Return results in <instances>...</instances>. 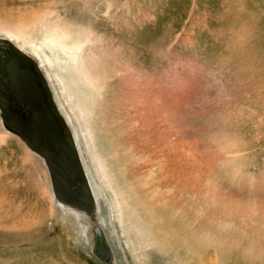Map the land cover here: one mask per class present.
Segmentation results:
<instances>
[{
  "label": "bare ground",
  "instance_id": "bare-ground-1",
  "mask_svg": "<svg viewBox=\"0 0 264 264\" xmlns=\"http://www.w3.org/2000/svg\"><path fill=\"white\" fill-rule=\"evenodd\" d=\"M234 1L235 12L256 25L249 50L264 53V0ZM226 2L230 0L207 1L214 13ZM198 3L199 12L209 10ZM176 11L186 10L179 6ZM184 20L180 16L173 24L181 25ZM222 21L216 18V22ZM93 41L89 36L73 40L65 30L53 32L47 40L54 55L67 64L77 63L79 50ZM191 61L171 63V69L159 78L136 68H119L117 85L124 98L116 111L121 143L114 154L102 148L91 114L88 109L83 111L101 188L98 191L91 184L86 168L95 215L59 204L84 213L73 215L85 224L95 221L113 250L116 244L124 249V243L139 264H146L147 252L157 245L161 254L151 256V264H264V111L254 110L264 109V78L258 84L249 83L244 72L226 61L212 68L205 61ZM2 129L0 263H6V251L16 243L6 236L13 231L6 228L10 189L17 197L25 192L19 188L23 158L14 146L10 164L14 169L6 165V146L14 138L5 126ZM112 159L122 162L119 169L128 191L119 182ZM86 243L91 244L88 237ZM94 243L93 232V252ZM113 260L118 263L114 256Z\"/></svg>",
  "mask_w": 264,
  "mask_h": 264
},
{
  "label": "rangeland",
  "instance_id": "rangeland-1",
  "mask_svg": "<svg viewBox=\"0 0 264 264\" xmlns=\"http://www.w3.org/2000/svg\"><path fill=\"white\" fill-rule=\"evenodd\" d=\"M192 1L0 0V39L11 41L40 66L61 116L66 123L69 122L84 170L88 169L91 184L96 190L101 191L99 174L87 140L83 111L88 109L91 114L102 148L108 154H114L121 143L120 127H117L120 120L116 111H119L120 101L124 98L121 87L117 85L119 68H136L159 78L163 71L171 69L170 64L174 62L191 59L194 64L201 60L212 68L226 61L235 70L244 72L249 83L258 84L264 78V53L249 50L248 46L253 40L255 22L235 12L238 9L237 1L226 2L216 13L208 8V0H197L199 3ZM195 3L201 7L203 5V10H209L199 12V6L196 7ZM179 6H184L186 11L177 12ZM178 16L185 20L175 26L173 23H178ZM216 18L224 21L216 22ZM176 27L179 29L171 33ZM61 30H65L73 40L87 36L95 40L79 50L77 63L67 64L60 56L54 55L47 42L49 35ZM4 59L6 56L0 55L2 65ZM201 104L204 106V103ZM18 112L30 118L33 110ZM0 119L3 122L1 110ZM1 122L0 135L5 132L2 129L4 123L1 125ZM34 126L38 130L34 132L35 136L58 139L48 126L43 128L39 123ZM8 135L14 139L6 146V165L12 163V147L15 146L24 161L19 188L24 189L25 193L17 197L10 189L11 201L6 204V228L13 231L6 232V236L14 238L16 243L6 251V263L0 264H103L93 252L96 222L85 224L78 215H73L84 213L69 207L62 208L54 199L45 160L20 137L10 132ZM112 160L111 165L118 172L119 182L128 191L119 169L122 162ZM10 168L14 169L12 165ZM138 210L141 211L139 206ZM158 212L161 213L160 210ZM60 216L68 219H60ZM136 220L133 221L141 222ZM115 227L120 230L118 226ZM104 235L114 259L117 258V264H139L124 243V249L116 244L113 250L105 231ZM87 237L91 244L86 243ZM159 248L160 245H157L147 252L146 264L150 263L151 256L161 254Z\"/></svg>",
  "mask_w": 264,
  "mask_h": 264
},
{
  "label": "water",
  "instance_id": "water-1",
  "mask_svg": "<svg viewBox=\"0 0 264 264\" xmlns=\"http://www.w3.org/2000/svg\"><path fill=\"white\" fill-rule=\"evenodd\" d=\"M0 45L9 46L17 56L23 58L24 63L29 64L41 77L54 113L51 115L36 114L31 116V119L42 120L53 133L57 134L58 139L56 140L50 136L45 138L35 136L30 122L17 112L12 111L10 98L0 92V110L4 126L10 132L20 137L31 150L45 160L50 173L54 197L57 201L84 211L90 217H94L96 210L94 198L72 131L61 116L39 65L10 41L0 39ZM9 69L10 77L11 79H16L17 90L21 92V95L25 89L28 90L29 95H34V92L29 89L27 78H16L13 76L12 67ZM2 88H4V85L0 82V90ZM55 116H57L59 122ZM94 242V252L98 257L106 264H113L112 250L106 243L104 233L99 226L94 228Z\"/></svg>",
  "mask_w": 264,
  "mask_h": 264
},
{
  "label": "flooded vegetation",
  "instance_id": "flooded-vegetation-1",
  "mask_svg": "<svg viewBox=\"0 0 264 264\" xmlns=\"http://www.w3.org/2000/svg\"><path fill=\"white\" fill-rule=\"evenodd\" d=\"M10 49L11 48L9 46L0 45V55L6 56V59L3 60L4 65H2V63L0 62V82L4 85V88H2L0 92L10 98L13 108L12 111H15L23 116L25 120L27 119L32 126L33 133H36L38 130L37 126H34L35 124L39 123L43 126V128H46L47 124H45L42 120L30 119L31 116H34L36 114L51 115L54 113V110L49 101L48 93L45 89L41 77L29 64L24 63L23 58L17 56V54H15L12 49V51ZM11 67L14 77L24 79L27 78L29 89L34 92V95H29L28 90L25 89L24 91H22V97L21 92L17 90L16 79H11L10 77L9 68ZM32 110L33 113L30 115V118L24 115V113L21 114L20 112H18ZM55 117L59 122L57 116ZM62 133L65 136L63 130Z\"/></svg>",
  "mask_w": 264,
  "mask_h": 264
}]
</instances>
